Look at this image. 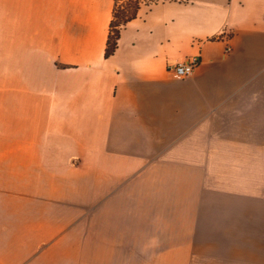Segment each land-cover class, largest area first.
I'll list each match as a JSON object with an SVG mask.
<instances>
[{"label":"crops","instance_id":"crops-1","mask_svg":"<svg viewBox=\"0 0 264 264\" xmlns=\"http://www.w3.org/2000/svg\"><path fill=\"white\" fill-rule=\"evenodd\" d=\"M114 6L0 0V264H264V0Z\"/></svg>","mask_w":264,"mask_h":264},{"label":"trees","instance_id":"trees-1","mask_svg":"<svg viewBox=\"0 0 264 264\" xmlns=\"http://www.w3.org/2000/svg\"><path fill=\"white\" fill-rule=\"evenodd\" d=\"M139 4L140 0H115L113 17L109 24L105 56H109L115 51L121 26L136 16Z\"/></svg>","mask_w":264,"mask_h":264},{"label":"built area","instance_id":"built-area-1","mask_svg":"<svg viewBox=\"0 0 264 264\" xmlns=\"http://www.w3.org/2000/svg\"><path fill=\"white\" fill-rule=\"evenodd\" d=\"M199 56L193 55L185 57L182 60L168 64V70L173 72L177 77H188L190 76L195 67L199 64Z\"/></svg>","mask_w":264,"mask_h":264},{"label":"rangeland","instance_id":"rangeland-1","mask_svg":"<svg viewBox=\"0 0 264 264\" xmlns=\"http://www.w3.org/2000/svg\"><path fill=\"white\" fill-rule=\"evenodd\" d=\"M120 2H122V1H120ZM78 187H79V189H81L82 190V186L81 185H78ZM95 190H97V188L95 189ZM256 248H255V246H253V247H250V255H251V257H252V255H254V254H258L257 253V251L255 250ZM264 248H262V250H263ZM264 254V253H263ZM223 262H221L220 260L218 261V263H215L214 262V264H222ZM203 264H209V263H203Z\"/></svg>","mask_w":264,"mask_h":264}]
</instances>
